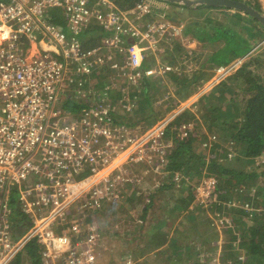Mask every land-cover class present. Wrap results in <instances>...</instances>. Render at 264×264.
<instances>
[{
    "label": "built area",
    "instance_id": "2783aa9c",
    "mask_svg": "<svg viewBox=\"0 0 264 264\" xmlns=\"http://www.w3.org/2000/svg\"><path fill=\"white\" fill-rule=\"evenodd\" d=\"M155 12L152 0L127 10L115 0H0V264H13L32 239L41 247L42 264H100V236L93 227L82 238L58 233L56 227L72 210L84 217L117 202L119 188L131 181L121 159L149 162L163 155L161 141L171 119L135 132L103 108L102 98L80 113L63 105L71 85L82 88L94 70L105 66L134 84L171 73L157 53L161 40L178 26L166 18L143 22ZM94 32L100 38L86 47ZM242 62L215 66L211 83H220ZM181 128L182 138L188 137L191 127ZM115 159L122 163L112 176L108 170L113 172ZM217 184L214 176L202 178L200 205L212 199ZM14 191L31 219L20 237L8 227ZM126 264H135L134 259Z\"/></svg>",
    "mask_w": 264,
    "mask_h": 264
},
{
    "label": "rangeland",
    "instance_id": "374dc122",
    "mask_svg": "<svg viewBox=\"0 0 264 264\" xmlns=\"http://www.w3.org/2000/svg\"><path fill=\"white\" fill-rule=\"evenodd\" d=\"M258 2L261 8L258 10L264 15V0H258ZM152 3L154 4V10H156L155 15L154 17L152 15L145 16L143 19L144 23L147 21L146 18L148 19L166 18L174 22V24L178 26L177 31H175L173 34H169L168 36H166L165 38L161 40L160 48L162 49V52L157 53L158 59L161 61L163 65H170L173 68L171 70V73L168 74L165 78H160V79L154 78L151 80H147L149 81L148 86H146V84L144 83L146 80H140L138 83L134 84L131 78H127V77L121 78L120 76L117 77L116 73H112L110 75L109 84H108V80L104 78L101 81L103 85H106V83L108 84L110 88H108L107 90H109V92L103 91L104 88L97 85V82H96L97 79H98V83H100V80L98 77L97 78L91 77L90 79L86 80V81H89V87L80 88L78 84L71 85L69 87L68 94L69 95L71 94L77 100L84 101L85 103H87L88 106L95 105V103L99 102L100 98H102V101H104L103 103H106L108 105L107 107V105L105 104L103 108L109 109V113L112 112L113 114L112 116H115L116 121L118 123L120 122V123L126 124L127 126L132 127L135 132H142L146 130L147 128H149L150 126L155 125L159 121L171 119L168 125V127H170V129L168 130L169 132L166 130V133L167 132L168 133L167 135L163 137V141H161L163 145L165 144V149H166L163 155H157L152 161L150 160L149 162L148 160H145L143 162L131 163L132 160L127 161L126 160L127 157L124 159L122 158L121 161L124 164L123 167L126 170H128L129 176L131 179V181L128 184L124 185L125 188H127L131 184L132 186L135 185L134 183L135 178L133 177V173L135 169L138 168V166L153 165L154 168L150 167V169L156 170L153 172V175L154 174L155 175L154 176L150 175L149 177L151 179L153 177L154 180L157 181L156 182L157 184H155L153 190L159 191L161 189H164L163 192L157 193V195L165 193V195H167L168 198H171L172 195L178 198L182 196L179 193H183V194L191 193L192 186L190 184H192L193 186L197 185L195 189L197 193L198 186H199L198 182L204 176H207L206 174L204 175L202 174L200 178V176H196L192 173L184 174V171L186 169L184 168V171L182 172L183 174L178 173L176 175L177 179L176 177L175 179L177 181V184L175 185V184H172L174 182L173 181L174 179L169 175V173L163 172V169L160 168L164 164L165 154H167V152L171 150L173 151L178 145L177 140H176L177 139L176 134L174 133H177V135L182 138L183 130L181 127L183 124H186L188 127L189 126L191 127V130L188 131L189 135L193 131L199 134H203L207 137H208V133L212 135V138L214 139L208 140L209 141L208 147L205 146L206 147L205 148L203 146L205 150H209L211 144L216 141L221 146L220 148L223 150V152H227L228 154L235 153L237 155L236 149L238 150L240 149L234 142V139L232 136L233 130H231L230 127H227L226 124L223 123L224 119L220 121L221 123L215 124L213 122V119L210 118L211 112L207 108L204 107V104L202 102L203 94L206 91H209L212 88H214L216 85L221 84L222 81H220V83L218 84L211 83L210 80H211V77H213L215 73L214 68L215 66H217V64L213 65L210 63L211 62L210 60H204L205 64L202 65L201 61L203 60L204 56L203 57L200 56V53H201L200 47L204 40H200L201 41L200 43L198 41L199 39L198 40L193 39V38H196L194 37L196 34H193L191 30L198 31L199 28H201L202 30L205 25L209 24L215 27L226 29L227 31L229 30L230 32L237 30L239 32L244 33L245 37H251L250 29H253V28H251L252 22L249 21V18L247 21L240 19L235 14L233 15V13L236 11L233 9L213 7L214 10L213 12H210V14L207 12H200L201 14L195 13L193 15L196 18H194L193 16L189 14L191 10L189 11L186 8H181L180 6L176 8V6L170 5V3L168 4L167 2H165V0L162 2L152 0ZM244 18L246 19L247 17L244 16ZM189 26H191L192 29L186 30V28ZM261 31H262L261 34H259L257 37L252 38L250 40L251 42L250 45H252L251 51L247 55L233 60L231 63L236 62L238 59H241L242 61H244L250 57H257V56L264 57V31L263 30ZM96 33L94 32L93 34L92 33L91 34L94 35L95 37V35H97ZM92 35H90V37ZM88 37L89 35H87V38ZM187 39H189L188 40L189 43L187 44L190 47L188 48V51H187L185 44H183L187 42ZM174 41H176L177 43L180 42L182 46L180 47L179 45L177 46L176 42ZM215 42H218V41H214V45H215ZM224 44L225 42H224V39L222 38V39H219V46H215L216 48L214 46H211V47L215 49L216 51L215 53H218L219 50L223 49L222 47L224 46ZM183 47L186 49V52L182 50ZM215 53H213L212 56H215ZM151 56L153 55L151 54ZM149 57L150 55H147V58ZM153 58L154 57H152V59ZM199 67H202V68H199ZM238 68L239 66L235 68L231 72V74H229V76L234 74ZM258 72L261 74L264 73V65L258 68ZM170 75L171 77H169ZM175 77H177L178 80H176ZM186 78H187V81L184 82V79ZM226 78L227 76L225 77V79ZM228 79L229 78L225 80V81H228V84H229L227 91H225L227 92V94L220 95L221 94L220 90L216 94L219 95V97L217 98V101L219 102V106L229 108L231 106L229 96L234 95L236 96V99L241 101L244 94L242 93L241 89L235 88V84H236L235 80L233 81L232 78L230 80ZM195 81L198 82L197 85L199 87L194 86L195 84L193 83H195ZM114 83H117L119 87L124 88V90L122 91L121 89H118V86L114 88L113 87ZM240 83L243 84L241 81ZM187 91L189 92L188 95L186 94ZM78 92L80 93V95H82L81 97H78V94H77ZM126 103L127 105L130 106V109L124 106ZM184 105H187L188 109L186 108L181 113H184V112L187 113V111H193V115L192 116L188 115L186 118L187 120L184 122H181V124H180V121H179V124L177 123L175 124L174 121L176 118L172 119V115L175 111H179L180 108H182V106ZM63 106L66 107L65 104ZM70 112L73 114L75 113L72 110ZM233 114H235V112ZM172 123H174L175 125H172ZM193 150L196 153L204 152V150L202 149V144L200 146L195 145ZM221 154H222V151H221ZM220 156L221 155H219V157ZM222 156L223 157H220V159H222L224 165H226L227 162L223 160L224 155ZM232 160L234 161H229V165L233 164V165L242 167L243 164L240 160H238V157L232 158ZM122 162H117L116 159L114 161L113 160L110 161L111 165H113L111 169H114V170L113 172H110V169H109L108 172L111 173L112 176H116V174L118 173L117 165H119ZM252 164H253L252 162H249L245 170L251 171ZM203 171L205 173L204 169ZM192 177H195V178H192ZM136 178L139 179V177H136ZM164 182L167 186L171 185V187L170 188L163 187L162 184H164ZM120 188H122V186ZM130 188L131 187H128V190H130ZM182 189H185V191H182ZM142 191L143 190L139 189L140 193ZM118 192L120 195V190H118ZM234 195L235 194H233V196L229 198V200L231 199L230 201H228V199L221 200L220 203H223L225 206L222 212H218L217 207H213V203L216 201L214 197L212 200H210L209 202H206L203 205H200V203L197 201L196 198L192 201H190V198H189L187 200V204L185 208L182 207L184 205L178 202V200L176 204L173 205L174 199H172L173 201L171 202V204H168L170 206V210L165 209V211L168 212L167 213L168 217L165 219V222L167 226L169 227L173 225H176L177 227L178 224H182V220H180L179 218L174 219V220L171 218V215L174 213L171 210V207L176 206L177 209L180 210V212L184 210V212L191 211L193 213L199 214V217H200L199 220L202 223H204L203 225L206 226V224L209 223V225L211 226V227H206V229L213 228L211 229L212 231L213 230L214 231H224L223 229H225V227L233 225L231 221V218H232L231 213L229 211L234 210V207L236 206L243 207L245 211L247 212L254 211L253 213H255V211H260L263 209V207L261 206H255L250 202H244L243 197L239 198L237 195L235 196ZM82 204H83L82 200L76 203V211L78 207H80ZM116 204L118 205L124 204L122 202L121 195L117 202L110 203V204L108 203L104 204V206L102 207V210L98 212L97 214L87 213L84 215V217L81 215L76 216L74 210H72L70 213H68L69 217L67 218V222L62 223L61 225L58 224L56 227V230L58 233H61V234L67 232L68 234L76 235V237L78 236L82 238L83 231L86 232L90 228L93 227V230L97 232V234H99L100 236V248L99 247L97 248V251L100 253L99 261L103 259L104 257L109 258L108 256L111 257V255H113L116 252V248L113 243V239L116 236L114 229L116 225V218H119V216L121 215L120 213L121 207L120 205L119 207H116ZM200 206H202L201 210L198 211V208ZM158 207L159 205H157V208ZM161 208L163 209L164 206L162 205ZM233 212L234 211H232V213ZM187 214L184 215L183 221H186L187 223H189L188 217L186 216ZM107 216L109 217L107 218ZM238 216L240 217L241 215L239 213H236L235 217H238ZM167 219L168 221L170 220V222H167ZM245 219H246L245 221L248 224H253L255 222L252 214L247 213ZM178 220H180V222ZM8 224H9L8 227H10L11 230L13 231L12 223H9L8 221ZM238 228L240 227L238 226L235 227V229H238ZM200 233L201 235H207L209 231H205V232L200 231ZM101 237H104L106 239H104L103 241ZM220 243H223V239L220 240ZM141 248L142 247H140L139 250H136V252L140 253V251H143ZM128 249H131V248H126L125 250H128ZM129 257L130 256L125 257L122 260V264H126V260ZM112 261H111V264H113ZM14 264H17V261ZM20 264H31V261L28 259V256L22 255ZM101 264H110V263L109 262L105 263L104 261Z\"/></svg>",
    "mask_w": 264,
    "mask_h": 264
},
{
    "label": "trees",
    "instance_id": "16d2710c",
    "mask_svg": "<svg viewBox=\"0 0 264 264\" xmlns=\"http://www.w3.org/2000/svg\"><path fill=\"white\" fill-rule=\"evenodd\" d=\"M115 1L121 9L127 10L134 7L136 3L142 0ZM156 1L162 2L164 0ZM243 1H246L248 4L254 6L257 9H261L258 0ZM165 2H167L168 4L170 3V5L172 6L178 7L180 5L181 8H186L189 11H193L195 8L198 9L200 7L209 6H187L184 4L172 3L170 1ZM219 8L230 9L228 7ZM234 14L244 21H247L249 18V21L252 22L251 28L253 29H250L251 37H245L244 33L237 30L230 32L229 30L227 31L226 29L215 27L212 25H210V27L213 30H216L217 33L216 31L213 32L211 28L209 29L208 27H206V25L202 30L201 28H199L198 31H192L191 26L186 28V30L190 29L193 34H196L194 37L199 40H204L205 38H210L211 36L218 40L222 38L224 39L225 44L222 47L223 49L221 48L222 50H219L218 53H215V56H212L210 58V63L213 65H227L230 64L233 60L247 55L252 49L250 40L261 34V30L264 31V25L257 18H254L249 14L240 12L238 10H236L233 15ZM244 16H246L247 18L245 19ZM99 38V34L95 35V37L94 35H92L85 46L90 47L94 45ZM176 44L177 46L179 45V47L181 46L180 42H176ZM263 58L264 57L258 56L250 57L247 60H244L241 63L242 65L240 64L239 68L234 74H232L231 76H227V78H229L228 80H230L231 78L233 79V81L235 80L236 89L242 90V93L244 95L241 101L236 99V96L233 95L229 96L231 104L229 108L219 106V102L217 101L219 95H217L216 93L220 90V95L227 94V92H225L229 87L228 81H225L227 78H224L221 84L216 85L209 91H206L202 96L204 107L211 112L210 118L213 119V122L215 124H219L221 123L220 121L224 119L223 123L226 124L227 127H230L231 130H233L232 136L234 142L240 148L239 150L236 149L237 155L235 154L230 157L231 155L227 152H223V150L220 148L221 146L217 143H212L210 149L205 150L203 146L208 147L209 144L207 141L208 138H206V136L203 134H199L193 131L190 133V135H188V137L181 138L177 135V133H174L176 134L178 145L173 151L171 150L167 152V154H165L164 164L162 167H160L163 169V172L169 173V175L174 179V182L172 184L175 185L177 184V181L175 179L176 175L178 173L183 174L182 172L184 171V168H186L184 174L192 173L196 176H200V178L202 174L216 177L218 180V184L212 194V199L213 197L216 199V201L213 203V207H217L218 212H222V210H224L225 208L224 204L220 203L221 200L228 199V201H230L231 199L229 200V198L232 197L233 194L237 195L239 198L243 197L244 202H250L255 206L263 207L262 210L255 211V213H253L254 211L247 212L243 207L236 206L234 207V210H232L234 211L233 213L232 211H229L231 213V221L233 225L225 227V229H223L224 231L212 232L214 234V237H222V239L224 240V242L220 244L222 250L221 264H264V161H259V159L264 155V73L261 74L258 72V68L264 65ZM111 74L112 71L110 66H105L102 70H94L91 77H98L100 83H98L97 79V85L104 88L103 91L109 92L106 86L110 83ZM103 78L108 80V84L106 83V85H103L101 83ZM88 79L89 78H87L86 80ZM175 79L178 80L177 77H175ZM86 80L84 82V85L81 86L82 88L89 87V81ZM186 81L187 78L184 79V82ZM240 81L243 84H241ZM144 83L146 84V86L149 85V81L147 80ZM193 84H195L194 86H198V82L196 81ZM186 94L188 95L189 92L187 91ZM81 101L82 100L75 99V97L70 94L66 103V107H68L75 113H80L83 109L88 108L87 103ZM234 112L235 114H233ZM188 115L192 116L193 111H187V113L184 112L180 114L175 119L174 123L179 124L180 121L181 124V122L187 120L186 118ZM174 123H172V125H175ZM169 129L170 127H168L167 131ZM201 144L202 149L205 153L194 152L193 148L195 147V145L200 146ZM206 151L209 153H207ZM219 155H221L220 157H223L222 155H224L223 160L227 162L226 165H224ZM235 157H238V160H240L242 164L245 165H242V167L233 164L229 165V161H234L232 160V158ZM249 162L253 163L251 171L245 170ZM203 169L205 170V173ZM201 180L202 179H200V181L198 182V185L200 184ZM190 185L192 186V189L191 193H189V197L190 201H192L198 196L195 191L197 185ZM14 193L15 194L12 199V207L14 208V212L11 222L18 230L15 231V233L18 236H21L26 233V231L30 227L31 219L29 215L26 214L21 208L16 191H14ZM173 196L174 195H172V197ZM173 199H177L179 201L180 198H176L174 196ZM182 199H184V201L182 200V204L184 205L182 207L185 208L187 200L185 198ZM201 207L202 206L198 208V211L201 210ZM97 213L98 212L93 214ZM236 213H239L241 216L235 217ZM247 213L253 215V219L255 220L253 224H248L245 221ZM191 216L195 215H189V217ZM237 226L240 228L235 229V227ZM215 248L216 245L214 246V249ZM22 255L28 256L31 264H41V247L36 239H32L27 242L24 251L19 254L17 258V264H20ZM134 263L139 264L136 260L134 261Z\"/></svg>",
    "mask_w": 264,
    "mask_h": 264
},
{
    "label": "crops",
    "instance_id": "0c3cea01",
    "mask_svg": "<svg viewBox=\"0 0 264 264\" xmlns=\"http://www.w3.org/2000/svg\"><path fill=\"white\" fill-rule=\"evenodd\" d=\"M213 10V7L204 6L198 9L195 8L193 11H190L189 14L196 18L193 14H201L200 12H207L210 14ZM206 27L209 29L211 28L209 24H207ZM211 30L213 29L211 28ZM213 32H215V30H213ZM211 37L205 38L200 47V56H204L201 61L202 65L205 64L204 60H210L212 54L216 52L211 46H218L219 43L218 39ZM193 39L198 40L197 38ZM188 40L189 39H187V42L183 43L185 44L187 51L188 48H190L187 44L189 43ZM198 41L201 43L200 40ZM214 41L218 42H215L214 45ZM182 50L186 52L184 47ZM169 77H171V75ZM66 109L71 111L68 107H66ZM206 138H208V140L214 139L209 133ZM150 167L154 168L153 165H142L135 169L133 173L135 185H129L128 187H131L130 190H128V187L125 188L124 186L119 188L122 202L124 204H119L121 207V215L119 218H116V225L114 229L116 236L113 239V243L115 245L116 252L111 255V257L108 256L109 258H105L103 255L104 258L100 260V264L104 261L105 263L109 262L111 264L112 260L113 264H122V260L128 256L134 258L139 264H221L222 250L220 247V240L222 237H214V234L212 233L214 230H211L213 228L206 229V227L210 226L209 224H206V226L203 225L204 223L199 220V214L186 211L188 213L187 214L184 210L180 212L176 206L171 207V210L174 213L169 215H171L173 220L177 218L182 220V224H178L177 227L176 225L170 227L167 226L165 219L168 217V212H166L165 209L170 210V206L168 204H171L173 197L168 198L165 193L157 195V193L163 192L164 189L159 191L153 190L157 181H155L153 177L152 179L149 177L150 175L154 176L155 174L153 175V172L156 170H151ZM136 177H139V179ZM162 185L165 188L171 187V185L167 186L165 182ZM139 189L143 191L140 193ZM182 191H185V189H182ZM16 193L19 195L18 191H16ZM14 194L15 193L13 192L10 200L11 214L8 220L9 223H12L11 219L14 212V208L12 207ZM179 194L182 195L179 197L180 199L178 202L180 203H182V200L184 201L182 198H185L186 200L190 198L189 193ZM176 202L177 199H174L173 205H175ZM156 204L159 205L158 208ZM119 205L116 204V207H119ZM162 205L164 206L163 209L161 208ZM185 214H187L186 216L188 217L190 225L186 221H183ZM191 214H194L195 216L189 217ZM108 217L109 216H107V218ZM168 219L167 222H170ZM180 220L178 221L180 222ZM13 231H17V228L14 225ZM200 231H209V233L207 235H201ZM14 236L17 237L18 235L15 233ZM101 238L103 241L106 239L104 237ZM215 245L216 248L214 249ZM140 247H142L141 249L143 251L137 253L136 250H139ZM126 248L131 249L125 250Z\"/></svg>",
    "mask_w": 264,
    "mask_h": 264
},
{
    "label": "water",
    "instance_id": "95a60500",
    "mask_svg": "<svg viewBox=\"0 0 264 264\" xmlns=\"http://www.w3.org/2000/svg\"><path fill=\"white\" fill-rule=\"evenodd\" d=\"M172 3L184 4L187 6L194 5H209L213 7H228L233 10H238L247 13L250 16L257 18L264 25V15L254 6L243 0H165Z\"/></svg>",
    "mask_w": 264,
    "mask_h": 264
},
{
    "label": "clouds",
    "instance_id": "9594fccd",
    "mask_svg": "<svg viewBox=\"0 0 264 264\" xmlns=\"http://www.w3.org/2000/svg\"><path fill=\"white\" fill-rule=\"evenodd\" d=\"M180 6V5H179ZM110 204V203H109ZM13 233H14V235H15V231H12ZM22 236V235H21ZM17 237H20V236H17ZM27 244V243H26ZM25 244V245H26ZM24 248H25V246H24ZM24 248H23V250L19 253V254H21L23 251H24ZM19 254L17 255V257H16V259H15V261H14V263L17 261V258H18V256H19ZM134 259V258H133ZM13 263V264H14Z\"/></svg>",
    "mask_w": 264,
    "mask_h": 264
}]
</instances>
